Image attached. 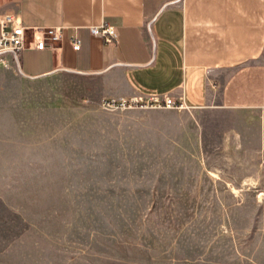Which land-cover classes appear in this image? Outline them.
<instances>
[{
  "label": "rangeland",
  "instance_id": "rangeland-1",
  "mask_svg": "<svg viewBox=\"0 0 264 264\" xmlns=\"http://www.w3.org/2000/svg\"><path fill=\"white\" fill-rule=\"evenodd\" d=\"M100 85L0 66V264H264V113Z\"/></svg>",
  "mask_w": 264,
  "mask_h": 264
},
{
  "label": "crops",
  "instance_id": "crops-1",
  "mask_svg": "<svg viewBox=\"0 0 264 264\" xmlns=\"http://www.w3.org/2000/svg\"><path fill=\"white\" fill-rule=\"evenodd\" d=\"M5 15L27 29L17 65L28 80L67 73L100 83L102 99L172 96L264 113V0H0ZM102 23L116 28V46L91 33ZM55 28L61 40L37 48Z\"/></svg>",
  "mask_w": 264,
  "mask_h": 264
},
{
  "label": "built area",
  "instance_id": "built-area-1",
  "mask_svg": "<svg viewBox=\"0 0 264 264\" xmlns=\"http://www.w3.org/2000/svg\"><path fill=\"white\" fill-rule=\"evenodd\" d=\"M14 17L11 15L0 16V24L2 25V33L0 35V66L7 63V55L11 54L13 60L19 65V53L23 49L26 42L27 29L21 25H13ZM10 26V29L7 27ZM91 33L100 36L109 46L118 44V32L113 25L102 23L99 26L91 27ZM63 35L62 28L45 29L36 36V47L45 48L47 44L58 42ZM73 48L81 49V41L77 37H72ZM104 105L114 109H130V108H154V109H182L186 107L185 102L181 98L172 96L153 97L150 100L141 97L108 99L104 101Z\"/></svg>",
  "mask_w": 264,
  "mask_h": 264
}]
</instances>
